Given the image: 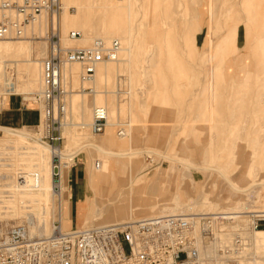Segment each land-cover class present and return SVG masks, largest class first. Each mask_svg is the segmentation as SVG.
<instances>
[{
  "label": "rangeland",
  "instance_id": "374dc122",
  "mask_svg": "<svg viewBox=\"0 0 264 264\" xmlns=\"http://www.w3.org/2000/svg\"><path fill=\"white\" fill-rule=\"evenodd\" d=\"M130 1V7L118 9L116 5L124 4L126 0H60L59 33L63 37L71 30L80 33L77 41H67L66 46H87L97 41L107 45L118 37L117 27L126 28L130 24L133 51L131 62L123 61L127 45L117 38L120 43L118 59L101 62L107 65V72L105 78L94 75L96 92L92 96L76 92L80 88L76 74L70 76L63 73L71 91L69 104L60 116L63 125L53 131L60 136V149L66 148L69 153L77 154L74 163L69 165L70 170L75 165L74 168L83 172V179L75 186L69 172L66 174L62 198L66 187L71 197L72 186V200L70 198L68 202L71 226L63 227L65 230L89 224L112 223L131 215L141 217L163 213L229 211L225 210V206L232 205L233 201L226 199L229 193L227 184L237 177V168L244 167L248 160L246 152L253 145L254 119L261 111L250 106L243 111L239 107L243 101H255L258 81L254 74L264 64L261 50L264 48V37L260 39L262 28L258 26L256 14L252 13L257 11L255 0ZM232 2L235 4L232 5ZM43 15L38 23L28 24L22 35L0 38V102L9 93H24L34 101V95L41 89L39 62L47 52L48 43L43 35L47 29L46 22L49 23L48 16ZM109 23H113V29L108 27ZM238 25L239 36L235 45L220 44L226 33ZM104 31L111 34L109 40L104 38ZM145 61L147 66L145 73H142L140 65ZM209 62L210 65H207ZM223 67H226V71ZM263 77L264 74H260V78ZM91 84L87 82L84 86ZM210 88H215V91ZM83 99L89 101L85 110L80 106ZM93 104L105 105L107 120L114 123L113 136L102 142L107 133L106 125L100 133L89 131L91 135L82 140L71 139L64 128L71 122L74 127L70 126V129H90L80 126L83 122H90ZM229 104L236 109L232 122L227 118ZM38 107L42 109L43 103H38ZM244 118H248V122L241 121ZM127 122L130 126H127L125 136L116 135L121 123ZM244 123L248 125L241 132L244 134L242 139L236 140L235 163L229 166V170L223 175L217 173L215 167L201 166L203 162L215 166L223 161L216 159L215 152L229 146L232 133L236 132L235 126ZM132 126L134 129L130 131ZM228 126L231 128L229 132ZM6 131L19 133L14 129H0V145L9 141L20 143L22 154L16 151L14 154L12 150L4 152L3 185L18 180L21 169L25 171L21 179L27 184L38 175L34 171L39 166V159L33 148L39 147L38 142L47 147L45 135L52 129L44 128L39 116L36 126L19 127V131L24 132L19 134H25V139L16 138ZM82 141L93 144L83 147ZM257 147L260 159L256 160L260 161L261 173L251 178L253 183L259 178L264 179V139L257 142ZM189 154L192 164L177 159ZM48 156L47 171L44 173L47 177L50 166ZM96 159L108 162L106 172L95 171L93 162ZM185 166L191 169L194 185L190 178H181V172L188 168ZM156 172L159 182L153 188L154 182L147 181L153 180ZM260 184H253L251 192L241 196L243 204L236 205L234 201L233 205L264 208V185L262 187ZM174 192L179 196V201L175 203L177 209L168 212L162 210L163 205L171 202ZM233 194V197L237 196ZM51 198L47 214L49 224L61 221L63 209V201L58 196L51 195ZM152 199L156 200L155 203H151ZM11 203L5 201L2 204L4 210L0 216V232L13 224L27 223L25 214L16 218L18 210L11 209ZM24 205L19 207L23 212ZM85 207L91 212L90 218L77 224L76 213ZM112 215L114 219L110 217ZM260 248L264 251L263 244Z\"/></svg>",
  "mask_w": 264,
  "mask_h": 264
},
{
  "label": "built area",
  "instance_id": "2783aa9c",
  "mask_svg": "<svg viewBox=\"0 0 264 264\" xmlns=\"http://www.w3.org/2000/svg\"><path fill=\"white\" fill-rule=\"evenodd\" d=\"M60 9V0H0V38L11 32L19 36L22 26L42 11L52 14ZM9 10L14 14L7 13ZM54 30L50 22L49 48L42 62L41 98L46 102V121L50 124L54 115L65 112L62 66L79 62L85 77L90 78L94 64L113 59L116 47L115 43L97 41L90 48L70 51L64 48L58 32L53 40ZM75 35L69 33L70 37ZM105 124L104 111L96 108L94 133L102 132ZM45 138L50 147H59L60 136L54 131ZM58 157L54 155V164H58ZM54 224V232L46 236H32L24 223L5 229L0 234V264H208L206 249L215 253L214 264H260L252 233L264 230V210L250 211L244 218L226 211L173 213L68 230Z\"/></svg>",
  "mask_w": 264,
  "mask_h": 264
},
{
  "label": "bare ground",
  "instance_id": "6f19581e",
  "mask_svg": "<svg viewBox=\"0 0 264 264\" xmlns=\"http://www.w3.org/2000/svg\"><path fill=\"white\" fill-rule=\"evenodd\" d=\"M9 1H16V0H9ZM21 1L20 2L16 1V2L17 3H21ZM130 3H131L130 0H126V2L124 4H117L116 7L118 9H122V8H125V7L128 8V7H130ZM231 4L234 5L235 2H232ZM10 11H13V10H9V11H7V13L13 15L14 11H13V13H10ZM61 11H62V5H61V9H60V11L58 13H52V14L50 13L49 14V13H46L45 11H42L32 21H30L28 23H25L22 26L20 35H22L24 33V28L28 24L33 25L35 23H38L40 21L41 17H42L41 15L44 14L43 16H45V17L48 16V18H49L48 22L49 23L51 22L53 29H55L54 30L55 32H53V40L55 41L57 36H58L60 38V41L63 44L64 48H66V49L71 51L73 49H80V48L81 49H87V48L92 47L95 43L92 44V45H87V46H83V45H80V44L79 45L66 46L65 43L67 41H73V42L77 41L80 38V33L77 30H71L64 37L61 36V34L59 33V16H60ZM252 13L256 14V19H257L258 26L262 28L261 29L262 30L261 31L262 35L260 37V39H261V38L264 37V16L261 15L256 10L252 11ZM46 21H47V19H46ZM49 23L47 24V22H46L47 29H46V31H45V33L43 35V39H45V41L47 43H48L47 32H48ZM108 27L113 29V23H109ZM130 27H131L130 24L126 27L127 29L126 28L117 27V31L119 30V33H116V34L118 35V37H115L116 39L110 40V42L107 44V45H111L112 43L116 44V47L113 48V59H103V60H100V61L96 62L94 64V67H93V72H92L93 74L91 75L90 78H86L85 77L87 75V73L85 71V68L79 62H76V61L68 62V63H65L62 66V68H61L62 76L61 77H62V80H63V87H64V89H66L65 111L68 108V104H69L68 103V95H69V93L71 91H69V87L67 85V81H66L65 77L63 76V73L68 74L70 76H73L75 74L77 75L78 84L80 83V88L76 91V92H78V94H80V95L81 94H90V95L94 94L96 92L95 85H94V75H99L100 78H105V75H106V72H107V65L101 64V62H104V61H115V60L118 59L119 52H120V43L117 40V38L118 39L120 38V40H122L127 45V47L125 49L126 53L124 54V57L122 58V60L126 61V63L131 62V57H132L133 51H132V40H131V37H130V34H129ZM238 29H239V25L238 26H233V28H231V30L226 33L225 37L222 40H220L219 43L222 44V45L225 44L227 46L232 45V44L235 45V42L237 41L236 37L239 36ZM57 32L59 33L58 35H57ZM104 32H105V37L104 38L106 40H109L111 38L110 37L111 34L108 31H104ZM69 33H76V35L74 37H70ZM10 37H14V33L13 32H11L6 37H1V38H10ZM48 48H49V46L47 44V52H48ZM207 50H210V49H207ZM261 50L263 52L262 56L264 57V48H262ZM215 56H217V55H215ZM44 57L41 58L40 62H39V64H40L39 70H40V76H41V79H40L41 80V89L34 95L33 99H34V101L37 104L40 103V102L43 103V108L42 109L39 108V113H40L39 116H41V121H42V124L44 125V128H46V129L49 128V130L51 128L52 131H53V130H58L61 127V125H63V122H61V119H60V116H58V113H57V115H54L53 122L51 124L46 121V118H47V116H46L47 105H46V102L41 98L42 89L44 87L43 77H42V65H43L42 62H43ZM232 57H234V56H232ZM141 62H142V60H141ZM216 63H217V61H216ZM249 64H250V62H249ZM207 65H210V62ZM146 66H147V61H145L144 63H142L140 65L142 73H145ZM221 67H219V68H221ZM207 68L209 69V66H207ZM225 68L223 67V69H225ZM217 70H219V69H217ZM225 71H226V69H225ZM208 72H209V70H208ZM260 74H264V64H263V66H260V68L257 69L255 74H254V76L256 77L255 79L258 81L257 82L258 83V87L256 89L257 93H256L255 101L253 103H251V102H248V101H243V99H241L243 102H241L240 107H239V108L243 109V111L248 109L249 106L251 108H253V109H260V111H261L258 115L255 116V119H254V121L256 122V125L253 126V131H254L253 134L254 135L251 138V140L253 141V145L246 152L247 156H248V160L246 161V164L242 168H237V171H238L237 177L232 178L233 180L230 178L232 181H229L230 184H227V189L229 190V193L226 196V199H231V201H233V203H232V205H230V204L226 205L225 207L227 209H225V210H229V211H226L228 213H239V215H241L242 218H244L245 214H247L250 211H263L264 210V208L261 209V208H256L254 206L249 207V208H244L243 205H242V207L238 206L239 208L241 207V209H239L236 206L238 204H243L241 202V198H242L241 196L242 195H247L253 184L261 183L260 185H262V187L264 185L263 177L258 179V180H261V181L256 180L257 182L254 181L255 183H253V181H251L252 177L259 176L260 173H261V170H260V167H259V165H260L259 162L260 161L257 162V160H256L257 158L260 159V155H259L260 152H259V149L257 147V142L264 139V77L260 78ZM242 76H243V74H242ZM87 82H91L92 83L91 86H86L85 87L84 83H87ZM205 82H207V80ZM207 85L209 86L208 82H207ZM214 89L210 88V90H214ZM248 89H250V88H248ZM239 93H240V91H239ZM246 93H248V91ZM219 94H221V93H219ZM209 95L212 96L211 94H208V96ZM216 96H217V94H216ZM248 96H247V98H248ZM38 97H40V98H38ZM214 97H215V95H214ZM207 98H209V97H207ZM210 100H211V98H210ZM210 100H209V104H211ZM88 102H89L88 100L83 99V101H81V105H80L81 108L83 107L84 110L87 109V107L89 106ZM227 106H228V109H229V113L227 115V118L229 119V122H232V120L234 119V115L233 114H234V111H236V109H234L232 104H229ZM55 108H56V103H54V111L56 110ZM96 108H102V110L105 113V119H106L105 127L107 125V128L105 129V127H104V129L107 131V133H105L106 135L103 138L102 142H105V139L107 140V138H110V136H113L112 126L114 125V123H113V121H108L107 120V109H106L105 105H103V104H93V107H92V110H91L90 122H88L89 124L83 122L82 126H80L82 129L83 128H87V127H90V129L89 128L83 129V130H79L80 128L79 129H75V130L73 128L70 129V126L72 127L73 125L70 124L71 122L68 124V120L69 119L66 121V123L68 124L67 126H66V124L64 122V125L66 126L64 128V131L68 133V136H70L71 139L79 138V139L82 140V139L86 138L87 136L91 135L89 131H91V133H94V131H93V122H94V111H95ZM206 118H208V116ZM247 119L244 118L243 120L241 119V121H243V122L247 121L248 122L249 119L248 120ZM241 121H240V123H242ZM237 125L235 126L236 132L232 133V136H231V139H230L231 140L230 141V145L227 146V147H221L220 150L215 152L214 156L216 157V159H218V160L219 159H223V161L219 162L218 165H215V166H212V165L208 164L207 162H203L201 166H204V167H215L218 170L217 173L221 172V173H223V175H224V172H227L229 170V166L233 165L234 154H235L236 148L238 146L236 140L237 139H242V136L244 134L242 135L241 132L247 128L246 125H248V123L246 125H245V123L240 125V126H237ZM127 126H130L128 122L127 123H121L119 129L117 130L116 135H118L119 137L125 136ZM133 127L134 126L129 128L130 131H132L134 129ZM230 129L231 128L228 126L227 132H229L228 130H230ZM14 131H17L19 133H24V132H20L19 130H14ZM6 132L12 134L16 138L17 137H21L23 139L26 138L25 134L23 135V134H19V133H15V132H9V131H6ZM113 139H114V137H113ZM3 142H5V141H3ZM36 144L40 147L39 148V147L35 146V149L33 148L34 152L36 153L37 158L39 159V161H38L39 162V166H37L35 171H34L35 173H38L37 177H35L34 179L32 178L26 184L25 181H23L21 179L22 177H24V174H25V171L23 172V169H21V171H20V173H21L20 176L21 177L18 180H16L15 182L10 183L9 185H3V179H5V175H4V173H5V170H4V167H5L4 166V154H6L4 152L6 150H8V151L12 150V153H14V154H16L15 151L20 153V154H22L20 152V150H19L20 149V143H16L15 141H9L8 143H5L3 146L0 145V216L2 214V211L4 210V205H2L3 202H5V201L12 202L11 205H9V206H10L11 209L18 210V212H16V214H15L16 218L20 217L19 215H22V214L26 215L28 224L27 223H24V224L28 225L30 234L32 236H46V235H49V234L54 232V228H56V226H54L56 224H54V223H56V222L58 223V225H59L58 228H60V230H65L64 229L65 227L66 228L69 227V224H67L66 222H62V224H61L60 220L54 222L53 224H49L50 220L48 219L47 214L49 213L48 209H49V206L51 204V199H52L51 195H56V196H58L59 200L63 201L64 198H62V192H63L62 187H63V184H64L63 179L65 178V171L67 170V168H69V165L72 164V162L74 160V157L77 154L69 153V151L66 148H64V149L61 148L60 149V145H59L58 148L57 147L52 148L47 143V145H48L47 147L49 148L48 149L47 147H45V145L43 146V144H41L39 142L36 143ZM91 144H93V143L90 142V141H82V146L83 147L91 146ZM102 144H104V143H102ZM130 151H132V150H130ZM133 151H135V150H133ZM210 152L212 154L214 153L213 151H210ZM55 154L59 156L58 157V164H54V162H53V157H54ZM128 155L131 156L133 154H128ZM5 156H8V155H5ZM14 156H16V155H14ZM47 156L49 157V160H50L49 176L48 177H47V174L46 175L44 174L47 171L46 170ZM17 158H19V157H17ZM177 159H179V160H181V161H183L185 163H190V164L193 163L191 154H189L187 156H181V157H179ZM34 161H35V159H34ZM10 165L13 166V164H10ZM93 167H94L95 171L100 170L102 172H106L107 169H108V162H103V161H100L99 159H96L93 162ZM185 167L187 168L188 166H185ZM57 174H58V177L54 176V175H57ZM157 174L158 173L156 172V174L154 175V179L151 180V181L149 180L147 182H149V183H153L154 182V184L158 183L159 182V180H158L159 176ZM184 177L190 178L191 179L190 181L194 185L193 179L191 177V169L189 167L187 169H185L183 172H181V178L183 179ZM142 181H143V179H142ZM47 182H49V183H47ZM242 183H245V185H240ZM156 185L157 184H155L153 186V188H155ZM160 190L161 189H159V191ZM185 192H186V190L184 191V193ZM233 193H236L237 196L233 197V195H234ZM170 199H171V202L169 204H166V206L163 205V207L161 206L162 210L168 212V211H173V209L174 210L177 209L175 203L179 201L178 194L176 192H174V194L171 196ZM155 201H156L155 199L154 200L152 199L151 203H155ZM234 201L236 202V205H233ZM24 204H27V205H24ZM20 205H24L23 206L24 209H25L24 212L22 211L23 209L19 208V207H22ZM128 210H129V208H128ZM179 212H181V211H179ZM63 214H65V212L61 214V217H62ZM167 214H173V213H167ZM162 215H164V213ZM131 216H129L128 218H126L124 220L115 221V222H124V221H130V220L140 219V218L149 217V216H157V215H147V216H141V217H131ZM23 219H25V218H22V220ZM85 221H86V219L84 220V222ZM115 222H112V223H115ZM18 224H23V223H18ZM104 224H109V223L89 224V225L81 226V227H89V226L104 225ZM13 225H16V224H13ZM7 228L8 227H6L5 229H7ZM78 228H80V227H78ZM5 229H3L0 232V234ZM252 238L254 240L255 247L258 250V253H259L260 258H261L260 262H258V263L264 264V251L262 250V248H260V246L262 247V244L264 245V230L260 229L258 231L253 232L252 233ZM205 256L209 257V259H210L208 261V264H214V262H215V253L212 251V249H206L205 250Z\"/></svg>",
  "mask_w": 264,
  "mask_h": 264
},
{
  "label": "crops",
  "instance_id": "0c3cea01",
  "mask_svg": "<svg viewBox=\"0 0 264 264\" xmlns=\"http://www.w3.org/2000/svg\"><path fill=\"white\" fill-rule=\"evenodd\" d=\"M255 7L257 11L264 15V0H255ZM261 10V11H260ZM39 121V107L38 104L30 99V96L24 93H9L4 101L0 102V129H14L19 130V127H33L38 124ZM75 165L69 167L65 171V179L64 184L66 181V174L69 172V177L73 181V186L80 184L81 179H83V172L78 170ZM94 180V179H93ZM89 178L87 177L86 183L88 184ZM66 186V184H65ZM71 189V197L69 196V192L67 191L64 195L63 199V209L62 213L65 214L61 217V224L62 222H66L71 226L69 210H68V202L71 198L72 200V186ZM80 194V193H79ZM86 208V207H85ZM66 210V211H65ZM91 212L86 209L79 210V213H76L77 216V224H80L81 221L90 218ZM113 218V215L110 216ZM67 218V219H66ZM68 221V222H67ZM76 224V225H77Z\"/></svg>",
  "mask_w": 264,
  "mask_h": 264
}]
</instances>
